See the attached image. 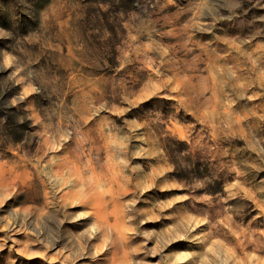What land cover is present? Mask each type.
Returning a JSON list of instances; mask_svg holds the SVG:
<instances>
[{"label":"rangeland","instance_id":"obj_1","mask_svg":"<svg viewBox=\"0 0 264 264\" xmlns=\"http://www.w3.org/2000/svg\"><path fill=\"white\" fill-rule=\"evenodd\" d=\"M0 264H264V0H0Z\"/></svg>","mask_w":264,"mask_h":264},{"label":"trees","instance_id":"obj_2","mask_svg":"<svg viewBox=\"0 0 264 264\" xmlns=\"http://www.w3.org/2000/svg\"><path fill=\"white\" fill-rule=\"evenodd\" d=\"M8 127L12 130V132L16 133V132H18V130L20 131V129L25 128L26 124H25V126H24V124L23 125L19 124L15 118V121H13L11 123L9 122Z\"/></svg>","mask_w":264,"mask_h":264}]
</instances>
